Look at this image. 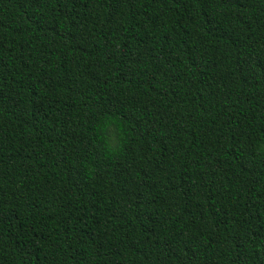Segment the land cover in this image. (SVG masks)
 Listing matches in <instances>:
<instances>
[{
	"label": "trees",
	"instance_id": "16d2710c",
	"mask_svg": "<svg viewBox=\"0 0 264 264\" xmlns=\"http://www.w3.org/2000/svg\"><path fill=\"white\" fill-rule=\"evenodd\" d=\"M0 264H264V0H0Z\"/></svg>",
	"mask_w": 264,
	"mask_h": 264
}]
</instances>
